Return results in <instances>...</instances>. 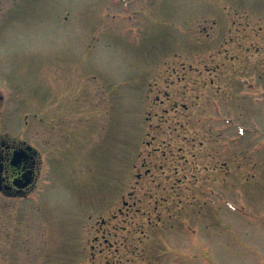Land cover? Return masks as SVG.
<instances>
[{
  "label": "rangeland",
  "instance_id": "rangeland-1",
  "mask_svg": "<svg viewBox=\"0 0 264 264\" xmlns=\"http://www.w3.org/2000/svg\"><path fill=\"white\" fill-rule=\"evenodd\" d=\"M1 20L40 173L0 264H264V0H0Z\"/></svg>",
  "mask_w": 264,
  "mask_h": 264
},
{
  "label": "flooded vegetation",
  "instance_id": "flooded-vegetation-1",
  "mask_svg": "<svg viewBox=\"0 0 264 264\" xmlns=\"http://www.w3.org/2000/svg\"><path fill=\"white\" fill-rule=\"evenodd\" d=\"M0 22V31L2 30ZM3 46L8 41L0 40ZM10 59L0 56V215L9 216L14 204L25 203L35 194L38 188L39 158L37 149L32 147L30 141L29 114L21 111L24 100L9 99L2 93L4 82L9 83V72L24 73L21 65L9 66ZM11 83L19 86L16 83Z\"/></svg>",
  "mask_w": 264,
  "mask_h": 264
}]
</instances>
